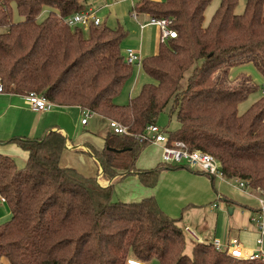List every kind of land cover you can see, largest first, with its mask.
Returning <instances> with one entry per match:
<instances>
[{
    "label": "trees",
    "instance_id": "trees-1",
    "mask_svg": "<svg viewBox=\"0 0 264 264\" xmlns=\"http://www.w3.org/2000/svg\"><path fill=\"white\" fill-rule=\"evenodd\" d=\"M213 0H139L135 9L150 17L173 18L177 37L142 58L152 81L127 104L116 97L134 74L122 43L127 31L103 21L87 34L64 17L88 8L87 0H0V83L4 92H37L61 106H79L128 127L129 135L109 132L103 151L92 149L103 177L136 173L155 187L163 167H136L149 145L137 137L170 107L179 128L170 143L213 154L224 175L248 182L264 196V93L242 114L239 105L257 90L250 76L230 78L231 68L252 62L264 76V0H221L211 22L205 12ZM23 20L13 21V4ZM52 10L43 21L40 14ZM187 76V83L182 80ZM171 117V115H170ZM28 152L26 165L0 153V195L11 217L0 224V264H264L236 259L212 243H195L190 252L179 220L155 197L114 200L115 182L60 165L66 136L50 129L40 139L17 137ZM124 149L118 153L107 147ZM165 168H183L165 165ZM188 168V167H187ZM199 172V171H198ZM116 181V180H115Z\"/></svg>",
    "mask_w": 264,
    "mask_h": 264
},
{
    "label": "crops",
    "instance_id": "crops-1",
    "mask_svg": "<svg viewBox=\"0 0 264 264\" xmlns=\"http://www.w3.org/2000/svg\"><path fill=\"white\" fill-rule=\"evenodd\" d=\"M104 1L106 0H87L86 3L88 7L102 8V10L110 8L112 2L104 3ZM126 19V27L130 32H128L127 44H122L123 52L126 54L131 48L138 51L142 58L157 54L162 43L159 28L154 25L141 27V24L149 22L150 15L137 12V17L132 18L134 21L129 17ZM140 70L142 72V69ZM138 75L131 89L138 87ZM131 98L133 92L130 93ZM96 116L101 118L98 114ZM83 117V109L79 106L55 105L50 110L35 112L27 105L23 95L0 92V153L27 160L28 152L10 141L17 137L40 139L47 131L53 129L66 136V147L60 159L62 167L75 168L87 177H96L103 187L116 183L120 180L118 176L112 179L103 177L102 164L92 152V149L103 151L106 147V136L112 130L103 136H98L89 129L91 119L89 118L84 124ZM156 146L162 153V148ZM159 163L166 165L162 157ZM148 165L150 169L160 167L152 163ZM165 167L163 166L160 173L158 184L152 188L142 185L136 173L126 177L123 185L125 189L122 192L123 200L137 202L144 198L155 197L169 216L179 221L185 220L184 225L179 224L181 227L186 225L195 227L208 243L218 239L227 244L230 239L236 237L245 253L257 247L258 231L253 218L260 211L259 199L262 196L260 192L238 187L236 182H233L235 180L233 178L211 177L185 166L170 169ZM162 183H167L165 189L164 185L160 187ZM2 217L0 215V219Z\"/></svg>",
    "mask_w": 264,
    "mask_h": 264
},
{
    "label": "built area",
    "instance_id": "built-area-1",
    "mask_svg": "<svg viewBox=\"0 0 264 264\" xmlns=\"http://www.w3.org/2000/svg\"><path fill=\"white\" fill-rule=\"evenodd\" d=\"M136 1L131 0L133 17H137V11L135 9ZM102 8L88 7L86 10L81 12H75L63 18L66 24L70 27H77L78 25L83 26L86 30L89 29L91 24L100 25L103 20L99 15V11ZM175 20L173 18H159L150 17L147 24H141L144 28L147 25L157 26L160 30L161 42H166L170 38L177 37L178 31L174 27ZM126 60L130 64H135L141 67L142 55L129 48L126 52ZM0 92H4L3 85L0 83ZM264 93V86H263ZM27 105L35 112H43L52 109L56 104L50 101L45 95L30 92L23 95ZM95 113L90 110H83L82 123L86 124L88 119L91 118ZM109 124L114 134L129 135V129L117 120H109ZM141 142H147L148 144L159 145L162 148V161L166 165H178L191 168L195 171H199L210 175L211 177L228 178L224 175L221 165L218 159L211 153L203 151L201 149L191 150L188 145L181 140H175L170 143L169 137L164 128L159 126L157 123L149 124L144 133L137 137ZM238 187L249 190L248 182L241 179H235ZM0 199L3 198L0 195ZM260 211L253 218L256 225L258 236H257V247L245 253L238 238L234 237L230 239L229 243L224 244L220 240L216 239L211 242L219 251L225 252L227 255L243 260H259L264 263V196L259 199ZM185 235L195 243H208L203 236L200 234L198 229L191 225L183 227ZM129 264H149L147 262L139 261L136 259H129Z\"/></svg>",
    "mask_w": 264,
    "mask_h": 264
},
{
    "label": "rangeland",
    "instance_id": "rangeland-1",
    "mask_svg": "<svg viewBox=\"0 0 264 264\" xmlns=\"http://www.w3.org/2000/svg\"><path fill=\"white\" fill-rule=\"evenodd\" d=\"M96 1H98V0H96ZM156 1H165V0H156ZM105 2H112V5L110 8H105L103 10L101 9L99 11V15H100V17H102L103 21H106L107 25L110 26L111 28H116L118 26H122L127 31V33L130 32V30L126 27V24H127L126 17H129L131 19L133 18L132 17L133 12H132V8H131V5H132L131 0H106V1H104V3ZM117 2H119V3H117ZM136 3H137V1H136ZM220 3H221V0H213L208 5L206 12H205V25H208L211 22L212 17L215 14ZM245 3H246V0H238V5L236 7L237 13H243L244 12ZM52 10H55V9H52L50 7H46V9H44V11L38 17V21H43L48 16L49 12ZM21 20H23V17L19 14L17 7H16V4L14 3L13 4V21L19 22ZM77 27L83 28L84 33L87 34L88 30H86L83 26L78 25ZM72 29H75V27H72ZM2 30H4V29H0V31H2ZM127 37H128V35H127ZM127 37L123 40L124 44H127L126 43ZM140 69L141 68H139L137 65H134V74L126 82V84L123 86L120 94L116 97V99H115L116 103L127 104L130 100V93L131 92H133V97H135L139 93L140 87L143 85V83L152 81L151 77L146 75L143 71L141 72ZM138 73H139V75H138ZM189 73H190V71L186 72V78H184L182 80L183 86H185L187 83V76L189 75ZM137 75L139 76L138 77V87L131 89V86L133 85L134 81L137 79ZM244 75L251 77L253 83L255 85H257V90L252 92L244 101H242L240 103L239 112L241 114L243 112H245L249 107H251L252 104L255 103L260 97H262L263 86H264V76L261 74V72L257 69V67L252 62H249V61L248 62H242V63L234 65L231 68L230 78L232 80H234V81L240 80V78ZM169 109H170V107L166 108V110L163 111L159 115L157 124L159 126H161L162 128L168 129L169 132L170 131L173 132L179 128L180 124H179V121L177 120L176 113L170 114ZM170 115H171V117H170ZM93 116L94 117L90 118L91 119L90 120L91 124L89 127L90 130H92L98 136L99 135L103 136L104 134H107L109 131H111V127H110L108 118L106 119L105 117H102V116L100 118L99 116H96V114H94ZM161 157H162V153H161L160 149H158L155 144H149L142 151L138 161L136 162V167L141 168V169H143V168L146 169V167L150 166V165H148V163H152V164L157 165L158 161H160ZM14 159L17 161L19 167H23L26 165V160L24 158L17 157ZM159 165L161 166L163 164L159 163L157 166H159ZM163 166H165V165H163ZM147 169H150V167H148ZM130 175L131 174L126 175L125 177L121 178L120 180H118L115 183L114 194H113L114 200H120V201L125 202V200H123L124 194H122L123 190L125 189L123 187V185L126 182V180H125L126 177H128ZM206 177H208V176H206ZM138 179H140V178L138 177ZM159 180H160V177H159ZM233 182H235V180H233ZM140 183L142 185H144L142 183L141 179H140ZM163 185H164V189H165L167 187L166 186L167 183H165V184L162 183V185L160 187H163ZM210 185H211V182H210ZM144 186H146V185H144ZM136 198H139V197H136ZM162 205H163V203H162ZM168 206H170V204H168ZM161 209H162V207H161ZM0 215L3 216L0 219V224L7 221L11 217L10 208L7 204H5L4 201L0 202ZM184 222H185V220L183 219L182 221H179V224L184 225ZM186 241L188 244L187 252L188 251L190 252L192 245H194V242L192 240H190L188 237H186ZM152 264H157V262L154 261Z\"/></svg>",
    "mask_w": 264,
    "mask_h": 264
},
{
    "label": "water",
    "instance_id": "water-1",
    "mask_svg": "<svg viewBox=\"0 0 264 264\" xmlns=\"http://www.w3.org/2000/svg\"><path fill=\"white\" fill-rule=\"evenodd\" d=\"M108 150H111V151H114V152H118V153H121V152H124V149H117V148H113V147H107Z\"/></svg>",
    "mask_w": 264,
    "mask_h": 264
}]
</instances>
